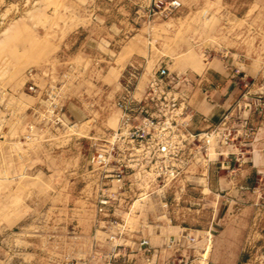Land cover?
<instances>
[{
  "label": "rangeland",
  "instance_id": "1",
  "mask_svg": "<svg viewBox=\"0 0 264 264\" xmlns=\"http://www.w3.org/2000/svg\"><path fill=\"white\" fill-rule=\"evenodd\" d=\"M179 1L177 12L159 17L149 16V0H0V264H141L128 258L130 244L113 241L114 251L102 233L96 232L95 244L94 231L90 240L81 239L84 154L89 138L117 127L118 76L132 65L143 87L172 65L171 76L191 82L181 88L189 95L191 74L173 70L179 57L195 58L192 33L201 37L207 27L219 32L226 25L246 30L247 45L255 42L252 18L243 17L253 0ZM262 30L257 46L264 51ZM132 48L138 52L124 65ZM254 82L235 86L238 111L227 125L235 152L211 166L201 193L167 198L169 210L161 215L152 209L146 214L151 203L132 199L130 224L160 215L158 221L182 220L190 228L171 237L175 255L153 264H264V172L258 181H246L242 193L235 191L236 180L227 186L217 181L233 170L239 148L253 141L254 128L264 121L263 94L250 92ZM14 126L21 135L3 134ZM56 141H68L67 163L61 156L53 167L35 165L36 157L45 158L44 145ZM219 146L214 138L212 155ZM213 220L218 223L211 225Z\"/></svg>",
  "mask_w": 264,
  "mask_h": 264
},
{
  "label": "crops",
  "instance_id": "2",
  "mask_svg": "<svg viewBox=\"0 0 264 264\" xmlns=\"http://www.w3.org/2000/svg\"><path fill=\"white\" fill-rule=\"evenodd\" d=\"M218 1L221 2V0ZM196 3L199 5L206 4L203 1H197ZM213 4L215 5V3ZM263 6L264 0H253L243 15V17L252 18V21L249 20L254 24L253 35L255 42L252 46L247 45L246 30L234 31L233 29H229L228 26L225 27L226 25H223L219 32H217V30L207 27L201 37L199 35L194 37L193 33L191 34V47L193 48L195 58L191 57L190 60H186L185 57L181 56L176 64L174 63L175 69L173 71H189L195 82V85L190 90L188 89L189 105L195 112V117L191 124L192 131H203L208 126H215L221 123L224 118H226L224 122L231 120L238 111H235V108L239 106V102L233 106L239 96L234 91L235 86L239 85V87L245 88L246 85H251L250 81H257L252 84V90L250 92L262 93L264 102V51L257 46V38L261 37L264 27ZM215 37L216 41L214 40ZM139 50L144 52L142 49ZM148 50L144 52L146 55L150 54ZM137 52V48H132V52L128 55L129 57L124 60V65H127L134 58L132 56H135ZM161 62H165V60L163 59ZM169 67L167 66L165 68L169 70ZM116 81H118V78ZM36 82L40 84L42 81ZM201 119H204V122ZM254 129L255 137L253 141L239 148L240 155H237L234 160L236 163H233V170H227L226 175L222 174V176H218L217 181L220 185L226 184L225 186H227L228 183L232 182L231 180L239 182V185L235 189L236 193H242L247 189L245 186L246 181L260 180L259 177L264 172V121L259 122ZM3 134L7 136L13 135L15 138L16 135L19 136L22 133L21 129H16L15 127L13 131L4 130ZM8 138L11 139L10 137ZM73 139L75 140L77 138ZM68 144V141H61L58 145L57 141L56 143L48 142L43 147L45 150V158L36 157L34 164L53 167L59 163L61 156L63 157L62 163H67L64 156L69 153ZM55 148H60V150L55 152ZM216 150L217 152L214 151L212 155L210 149L207 159H202L204 162L203 165H200V160L191 165L177 186L174 189H170V191L175 192L174 196H167L165 199L172 198L173 202H175V200L180 198H189L194 192L201 193L202 190L198 188L203 183L209 181L211 166L219 163L223 165L227 156L235 152V149L232 147H221ZM194 169L201 175L197 176L196 173L192 174ZM203 171H206V173ZM183 183L190 184L192 189L183 190L181 187ZM178 189L180 191L179 193ZM84 191V189H81V239L85 241L86 239L90 240L91 234L94 231L95 236L93 241L95 244H97L96 240L98 239L96 232L104 234L111 245L113 241H118L119 244L124 246L130 244V255H128V258L139 261L141 264H153L156 259L159 261L161 258L165 259L166 257L175 255L177 249L172 245L171 237L175 234H184L190 230L189 226L185 225L182 220H178L175 224L171 220H169V223L158 221L164 209L161 207L159 202L160 198L158 197H147L145 198L146 200L144 199L146 203L149 202L152 205L144 206V209L146 208V214L151 209V211L160 214L157 221L148 222L147 220L144 221L141 219L138 223L130 224L128 222L130 213L127 216L121 215L123 224L115 227L108 226L105 221L97 218L93 202L92 200L91 202L89 201V195ZM68 196L72 198V196ZM175 205L177 203H174L170 207L171 210L173 209V212L178 208ZM165 210L167 212L169 210L168 203ZM221 222L225 223L226 221L224 219ZM217 223V221L213 220L211 225ZM186 235L190 236L188 233ZM190 238L183 237L185 242H190ZM143 241L145 244H142ZM112 246V250H117V247Z\"/></svg>",
  "mask_w": 264,
  "mask_h": 264
},
{
  "label": "built area",
  "instance_id": "3",
  "mask_svg": "<svg viewBox=\"0 0 264 264\" xmlns=\"http://www.w3.org/2000/svg\"><path fill=\"white\" fill-rule=\"evenodd\" d=\"M180 8L179 0H149L148 14L168 17ZM133 69L129 65L118 77L117 127L88 139L81 173L96 215L113 227L132 212V199L158 197L165 209V198L175 194L170 189L191 165L207 159L214 138L220 148L231 147L226 118L203 131L191 130L195 112L181 89L191 84L186 77L162 69L140 87Z\"/></svg>",
  "mask_w": 264,
  "mask_h": 264
}]
</instances>
